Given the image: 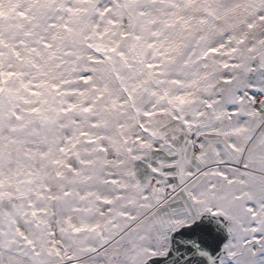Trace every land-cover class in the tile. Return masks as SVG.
<instances>
[{
	"label": "snow or ice",
	"instance_id": "obj_1",
	"mask_svg": "<svg viewBox=\"0 0 264 264\" xmlns=\"http://www.w3.org/2000/svg\"><path fill=\"white\" fill-rule=\"evenodd\" d=\"M0 264H264V0H0Z\"/></svg>",
	"mask_w": 264,
	"mask_h": 264
}]
</instances>
